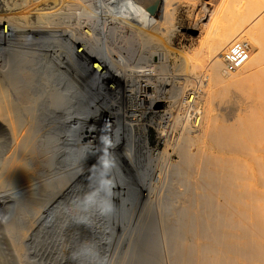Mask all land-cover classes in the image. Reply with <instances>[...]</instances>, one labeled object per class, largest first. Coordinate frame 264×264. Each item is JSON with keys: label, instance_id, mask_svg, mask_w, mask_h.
<instances>
[{"label": "bare ground", "instance_id": "6f19581e", "mask_svg": "<svg viewBox=\"0 0 264 264\" xmlns=\"http://www.w3.org/2000/svg\"><path fill=\"white\" fill-rule=\"evenodd\" d=\"M204 2L0 0V264H264V0ZM104 158L115 211L82 213Z\"/></svg>", "mask_w": 264, "mask_h": 264}, {"label": "clouds", "instance_id": "9594fccd", "mask_svg": "<svg viewBox=\"0 0 264 264\" xmlns=\"http://www.w3.org/2000/svg\"><path fill=\"white\" fill-rule=\"evenodd\" d=\"M100 173L96 186L92 191L78 198L74 204L82 213L97 211L101 216H109L115 211L112 203V189L115 187L113 180L109 179L111 170L115 167L114 161L104 158L100 161ZM101 192L104 195H101ZM5 219L7 217H4ZM90 219L82 216L81 220L85 223ZM71 259L75 264H108V260L103 256L95 242L85 241L81 243L72 253Z\"/></svg>", "mask_w": 264, "mask_h": 264}, {"label": "rangeland", "instance_id": "374dc122", "mask_svg": "<svg viewBox=\"0 0 264 264\" xmlns=\"http://www.w3.org/2000/svg\"><path fill=\"white\" fill-rule=\"evenodd\" d=\"M192 6H193V4L191 2L184 3V5H183L184 9L182 8L183 13L181 12V16H180V20H179L182 28H181V31L179 32V36L177 37V41L175 42L174 49L176 50L175 51L176 53H178V52L183 53L182 55H186L187 53L192 54L193 51L198 50L200 47L201 39H202V34H200L199 31L187 28L189 26L188 19L191 20L196 15L195 12L192 13L193 12ZM203 6L205 7L206 10L208 9L207 10L208 12L210 11V13H214L215 10H217V8L219 9L220 7H222V0H205ZM183 14H184V16H183ZM189 14H191V15L189 16ZM179 55H180V53L176 54L177 57ZM175 60L176 59H173V61H171V63L172 62L174 63ZM174 66H175V63L173 64V67ZM175 67H174V69L171 68L172 70H170L169 72L167 71L169 75L172 72L174 73Z\"/></svg>", "mask_w": 264, "mask_h": 264}, {"label": "built area", "instance_id": "2783aa9c", "mask_svg": "<svg viewBox=\"0 0 264 264\" xmlns=\"http://www.w3.org/2000/svg\"><path fill=\"white\" fill-rule=\"evenodd\" d=\"M248 58L246 45L241 42H234L228 50L227 60L231 67L240 66Z\"/></svg>", "mask_w": 264, "mask_h": 264}]
</instances>
